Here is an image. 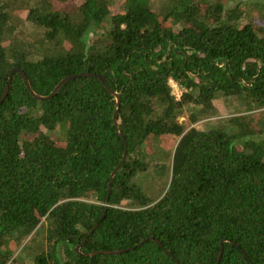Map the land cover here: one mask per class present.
<instances>
[{"label":"trees","instance_id":"1","mask_svg":"<svg viewBox=\"0 0 264 264\" xmlns=\"http://www.w3.org/2000/svg\"><path fill=\"white\" fill-rule=\"evenodd\" d=\"M152 1H0V99L16 67L44 96L104 74L128 143L107 203L126 151L116 97L80 76L39 100L14 71L0 264H264V0ZM219 99L241 111L219 118Z\"/></svg>","mask_w":264,"mask_h":264},{"label":"water","instance_id":"2","mask_svg":"<svg viewBox=\"0 0 264 264\" xmlns=\"http://www.w3.org/2000/svg\"><path fill=\"white\" fill-rule=\"evenodd\" d=\"M14 71H18V72L21 73V75L23 76L24 82H25V84H26L28 90L30 91V93H31L35 98H37V99H39V100H43V99H46V98H49V97H52V96L56 95V94L62 89V87H63L67 82H69L70 80H72V79H74V78H76V77H80V76H94V77H98V78L103 82L104 86H105V87H106V88H107V89H108V90H109V91H110V92L116 97V99H117V105H116V110H115V113H114V121H115V125H116V127H117V131L119 132L120 136H121V137L125 140V142H126V143H125V144H126V151H125V153H124V159H123V161H122V162H121V163H120V164H119V165L113 170V172H112V174H111L110 183H109V196H108V199H107V203H108V202H109V198H110V194H111V192H112V186H113L114 178H115L117 172L119 171V169L121 168V165L123 164V162H124V160H125V157H126V154H127V148H128V143H127V141H126L125 134L123 133V131H122L120 125H119V121H118L119 109H120V104H121V99H120V95H119V93H117V92H115V91H113L112 89L109 88V86H108V82H107V80H106L104 74L80 73V74H75V75H71V76H68V77L64 78V79H63V80H62V81H61V82H60V83L54 88V90L51 92V94H49V95H47V96L39 95V94H37V93L35 92V90L33 89L32 84H31V82H30L28 76L25 74V72H24L21 68L16 67V68H14V69L10 72V74H9V83L7 84L6 89H5L4 93H3V96H2V98L0 99V106H1V104L4 102V100L6 99L8 93H9V91H10V84H11L12 79H13V73H14ZM107 206H108V204H107ZM104 216H105V214H104ZM104 216H103V218H104ZM92 233H93V230L91 231L90 234H92ZM87 239H88V236H86V237L83 239L82 243H81L79 246H77L76 250H77L78 252H81V251H80V250H81V247H82L83 244H85V242H86ZM118 252H120V251H118ZM118 252L103 251V253H106V254H113V253H118ZM97 253H98V251H94V252L91 253V255H95V254H97ZM222 253H223V251L221 252V255H222Z\"/></svg>","mask_w":264,"mask_h":264},{"label":"rangeland","instance_id":"3","mask_svg":"<svg viewBox=\"0 0 264 264\" xmlns=\"http://www.w3.org/2000/svg\"><path fill=\"white\" fill-rule=\"evenodd\" d=\"M1 1V0H0ZM167 0H153V6L154 8H156L157 10H159L161 8V6L166 2ZM238 1L240 0H230L229 1V5H234L236 4ZM115 2V6H114V10H117L120 7V4L122 2V0H114ZM28 25H26L27 27ZM94 33L91 32L88 36V39L93 38ZM216 104L218 106L219 109V118H226L228 116H231L233 113H238L241 111L240 106L238 105V103L236 102H225L222 99H219L218 101H216ZM257 115L259 116H264V108L258 110L257 112H255ZM180 121L189 124L190 123V110L186 109L184 111V113L180 116ZM210 124V120L204 119V120H200L197 123H194L193 125L191 124V126H198L200 128H204V127H208ZM61 131H56V133L58 134H64L65 132V127L63 126L61 128ZM155 145V144H154ZM154 145L153 142L150 143V147L154 149ZM147 185H146V189L150 192H152L155 196H157L158 192L161 189V186H156L153 179L151 177H149V181H147ZM18 253H20V250L18 251ZM20 255L25 256L26 257V253L25 252H21ZM27 262L31 263L32 259H29L26 257Z\"/></svg>","mask_w":264,"mask_h":264},{"label":"built area","instance_id":"4","mask_svg":"<svg viewBox=\"0 0 264 264\" xmlns=\"http://www.w3.org/2000/svg\"><path fill=\"white\" fill-rule=\"evenodd\" d=\"M170 83L173 93L177 96V98H180L183 93V88L175 80H171Z\"/></svg>","mask_w":264,"mask_h":264}]
</instances>
